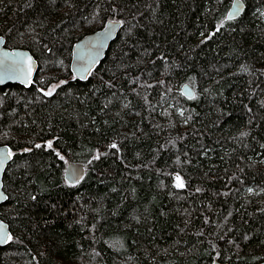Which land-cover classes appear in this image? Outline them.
<instances>
[{
	"label": "trees",
	"instance_id": "obj_1",
	"mask_svg": "<svg viewBox=\"0 0 264 264\" xmlns=\"http://www.w3.org/2000/svg\"><path fill=\"white\" fill-rule=\"evenodd\" d=\"M233 1L0 0V37L40 65L30 87L0 86V264L264 260V0L228 20ZM113 19L75 79L73 45ZM68 163L86 167L77 185Z\"/></svg>",
	"mask_w": 264,
	"mask_h": 264
},
{
	"label": "water",
	"instance_id": "obj_2",
	"mask_svg": "<svg viewBox=\"0 0 264 264\" xmlns=\"http://www.w3.org/2000/svg\"><path fill=\"white\" fill-rule=\"evenodd\" d=\"M237 6L239 12L237 13ZM246 4L243 0H234L228 12V20L239 18L245 11ZM122 29V22L118 20L108 21L102 28L93 33H89L77 40L72 47V58L70 70L75 79L86 81L95 68L104 60L107 51ZM29 61L31 62V72L29 74ZM39 61L27 49L6 47L4 37H0V86L8 84L30 87L37 77L39 71ZM182 94L193 99L195 92L189 85L181 89ZM11 152V157L7 153ZM14 157V152L8 145L0 144V206L7 199L8 194L4 188V174L8 165ZM86 175V167L80 163H68L65 168L64 178L70 185L79 184ZM11 228L8 223L0 218V248L9 244L11 239ZM213 264H229L214 262ZM264 264V260L261 263Z\"/></svg>",
	"mask_w": 264,
	"mask_h": 264
},
{
	"label": "snow or ice",
	"instance_id": "obj_3",
	"mask_svg": "<svg viewBox=\"0 0 264 264\" xmlns=\"http://www.w3.org/2000/svg\"><path fill=\"white\" fill-rule=\"evenodd\" d=\"M238 12H239V7L237 6V13H236V14H238ZM28 72H29V74H30V72H31V62H30V61H29ZM46 94H47V95H51V93H46ZM37 147H39V145H37ZM48 147H51V144H50V143H49ZM112 147H115V145H112ZM7 157H8V158L11 157V152L7 153ZM97 158H98V157H97ZM176 179H177V181H178L177 187H183V183L180 182V177L177 176ZM0 239H2V238H0ZM8 239H11V237H8Z\"/></svg>",
	"mask_w": 264,
	"mask_h": 264
},
{
	"label": "rangeland",
	"instance_id": "obj_4",
	"mask_svg": "<svg viewBox=\"0 0 264 264\" xmlns=\"http://www.w3.org/2000/svg\"><path fill=\"white\" fill-rule=\"evenodd\" d=\"M34 57H35V55L33 54V53H31ZM35 59L38 61V59H37V57H35ZM62 83H58V84H53L51 87H50V89L49 90H47L49 93H51V94H53L55 91H56V89L61 85ZM177 176H179L180 177V182H182L183 184H184V181H183V179H182V176H180V175H177ZM177 176L175 177V184L177 185L178 184V181H177Z\"/></svg>",
	"mask_w": 264,
	"mask_h": 264
},
{
	"label": "flooded vegetation",
	"instance_id": "obj_5",
	"mask_svg": "<svg viewBox=\"0 0 264 264\" xmlns=\"http://www.w3.org/2000/svg\"><path fill=\"white\" fill-rule=\"evenodd\" d=\"M6 47H9V48H20V47H10L9 45H7V43H6ZM23 49H25V48H23Z\"/></svg>",
	"mask_w": 264,
	"mask_h": 264
}]
</instances>
